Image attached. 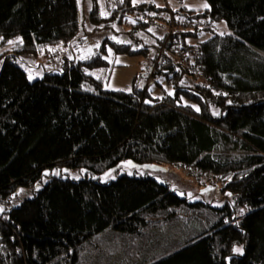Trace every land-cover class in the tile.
Returning <instances> with one entry per match:
<instances>
[{"label":"trees","instance_id":"16d2710c","mask_svg":"<svg viewBox=\"0 0 264 264\" xmlns=\"http://www.w3.org/2000/svg\"><path fill=\"white\" fill-rule=\"evenodd\" d=\"M207 1L204 12L181 10L185 17L167 5L151 21L144 9L160 10L154 5L124 0L116 9L142 11L139 24L165 21L159 57L140 77L166 76L175 94L152 98L136 84L131 92L85 89L96 81L84 65L99 66L97 56L64 60L29 80L18 63L24 56L54 60L79 41L77 0H0L1 41L21 37L1 56L0 264H79V250L107 229L134 247L150 228L180 217L194 235L145 264H264V0ZM93 2L91 19L102 21ZM174 17L182 25L170 32ZM222 20L229 32L194 48L184 42L196 34L182 30H211ZM192 49L199 55L184 65L180 54ZM183 75L200 81L180 85ZM122 160L191 168L210 184L221 179L224 202H191L151 176L101 182L85 172L80 180L51 174L33 198L13 203L17 189L35 186L47 169L101 174Z\"/></svg>","mask_w":264,"mask_h":264},{"label":"rangeland","instance_id":"374dc122","mask_svg":"<svg viewBox=\"0 0 264 264\" xmlns=\"http://www.w3.org/2000/svg\"><path fill=\"white\" fill-rule=\"evenodd\" d=\"M124 0H96L98 6V18L93 21L91 13L94 9L93 0H77L81 17V32L79 41L72 43L70 47L63 49L58 57L49 60L41 54L36 56H24L18 63L28 74L29 80L33 81L42 77L44 72H57L64 60L86 61L90 57L97 56L103 62L99 66L89 69L84 65L86 73L92 76L96 83L86 81L84 88L96 90H121L131 92L136 84L138 88L147 86L152 98H162L174 96V80H167L168 77L159 75L151 81L145 82L140 77L141 73H147L153 67L154 60L159 57L158 49L161 47L165 35V21L160 19L154 25L139 24L136 15L140 10L125 11V14L116 13L119 5ZM134 4H151L158 11L144 9L147 15L146 21H151V17L158 16V12H164L167 5L175 12L177 16L185 17L181 10H193L197 13L204 12L209 8L207 0H132ZM122 15V21H120ZM201 20H207L202 17ZM151 23V22H150ZM211 30L205 29L196 31L195 28H189L187 31L196 35H184L186 45L193 48L200 42L205 41L216 34H225L229 32L225 21L212 23ZM21 41L20 36H16L9 41L3 42L0 39V67L2 54L13 53L12 49ZM182 44V43H181ZM118 47H123L120 51ZM169 54V52H167ZM166 73V71H165ZM173 77V74H169ZM199 77V76H198ZM201 78V77H199ZM200 79H190L183 75L178 82L180 85H193ZM151 83V84H150ZM97 85V86H96ZM149 85V86H148ZM181 94V93H180ZM182 96V101H189ZM152 98L146 97L147 101ZM187 103V102H186ZM85 172H88L90 178L108 182L114 181L120 175L129 176H151L160 182H168L171 187L179 194L189 197L191 202L206 201L212 205L220 206L224 202V193L222 187L224 182L218 180L215 184H210L204 177V174L191 168L178 167V165H157V164H138L131 160H122L113 167L107 169L101 174L91 173L88 169L70 170L69 168L57 167L47 169L44 179L32 187H19L13 200L18 205L24 198H33L35 191L43 187L51 174L62 176L64 178L84 179ZM204 182V183H203ZM187 218H179L165 226H157L149 229L145 238L133 242L129 238L115 233L112 229H107L100 235L90 239L79 250V264H145L152 259L164 255L171 249L182 245L188 237L194 235V228L190 227ZM145 241V242H144ZM131 244V245H130Z\"/></svg>","mask_w":264,"mask_h":264},{"label":"built area","instance_id":"2783aa9c","mask_svg":"<svg viewBox=\"0 0 264 264\" xmlns=\"http://www.w3.org/2000/svg\"><path fill=\"white\" fill-rule=\"evenodd\" d=\"M173 17V16H172ZM171 24V30L170 32L175 30V27H180L182 24L178 23L177 21H175V17L171 20L170 22ZM199 55V50L198 49H192L190 52H184L182 54H180V61L184 64V65H190V61L194 58H196ZM201 77H204L203 73H200Z\"/></svg>","mask_w":264,"mask_h":264},{"label":"snow or ice","instance_id":"6c2138e0","mask_svg":"<svg viewBox=\"0 0 264 264\" xmlns=\"http://www.w3.org/2000/svg\"><path fill=\"white\" fill-rule=\"evenodd\" d=\"M236 251H238V252H239V251H241V249H236Z\"/></svg>","mask_w":264,"mask_h":264},{"label":"bare ground","instance_id":"6f19581e","mask_svg":"<svg viewBox=\"0 0 264 264\" xmlns=\"http://www.w3.org/2000/svg\"><path fill=\"white\" fill-rule=\"evenodd\" d=\"M148 78H151V75L148 77ZM148 81V80H147ZM149 82V81H148ZM151 82V81H150Z\"/></svg>","mask_w":264,"mask_h":264}]
</instances>
